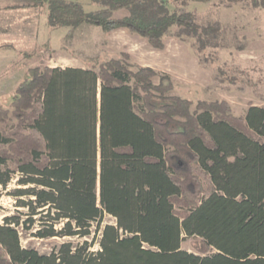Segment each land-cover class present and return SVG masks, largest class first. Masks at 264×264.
<instances>
[{"label": "trees", "instance_id": "16d2710c", "mask_svg": "<svg viewBox=\"0 0 264 264\" xmlns=\"http://www.w3.org/2000/svg\"><path fill=\"white\" fill-rule=\"evenodd\" d=\"M88 1L96 8L80 0L18 6H45L50 29L124 28L160 49L174 25L195 37L197 51L221 45L219 23L186 8L210 0H170L172 9L163 0ZM219 1L264 8V0ZM119 9L127 13L114 16ZM155 75L113 57L97 69L26 70L11 110L0 104V122L16 119L0 127V193L15 172L30 185L8 193L28 213L0 222V264H264V106L238 116L224 99H200L191 110L190 99L169 94V74L157 83ZM105 213L115 222L102 226L96 251L63 241L41 253L20 242V225L39 221V238L85 236ZM185 236L197 237L193 250L182 248Z\"/></svg>", "mask_w": 264, "mask_h": 264}, {"label": "rangeland", "instance_id": "374dc122", "mask_svg": "<svg viewBox=\"0 0 264 264\" xmlns=\"http://www.w3.org/2000/svg\"><path fill=\"white\" fill-rule=\"evenodd\" d=\"M80 1L87 11L96 8L88 0ZM163 1L170 9L174 7L170 0ZM23 2L0 0V8L5 5L22 7L18 5ZM186 8L194 11L201 23H219L221 31L216 40L220 46L197 51L195 37L186 33L177 34L178 27L174 25L163 36L164 47L160 49L152 47L145 37L124 28L104 31L99 26L83 24L71 30L64 27L50 29L46 23L43 24L46 21L45 6H32L27 8V12H23L25 9L18 10L16 30L19 33L12 40L13 47L0 49V67H8L17 61V65L25 70L23 75L18 73L22 78L30 66L81 65L97 69L100 62L113 57L122 60L131 70H136L137 66L153 68L157 72L152 78L154 83L158 82V73L169 74L174 84L169 94L190 99L191 110L195 109L200 99H224L232 113L238 116L245 114L249 104L264 106V8L253 7L247 1L226 6L219 0L205 3L189 1ZM122 13L116 12L115 15ZM26 15L27 19L33 18L35 37L32 39L20 36L21 29L29 25L25 21ZM4 20L0 19V23L4 24ZM11 95L0 96V104L9 110ZM15 123L16 119L9 113L0 122V127L8 131ZM9 167L14 168L11 164ZM20 177L15 172L8 187L1 190L0 222L5 215L27 217L28 209L16 206L19 198L8 194L15 188L30 186L19 184ZM175 209L179 207L175 206ZM114 222V217L105 213L100 227L92 221L91 232L85 236L39 238L33 235L38 227H42L39 221L33 222L29 228L20 225L18 231L22 246L33 247L41 253L51 252L63 241H71L74 245L87 242V250L96 251L99 249L102 226ZM196 239V236H185L182 248L193 250L192 243Z\"/></svg>", "mask_w": 264, "mask_h": 264}, {"label": "crops", "instance_id": "0c3cea01", "mask_svg": "<svg viewBox=\"0 0 264 264\" xmlns=\"http://www.w3.org/2000/svg\"><path fill=\"white\" fill-rule=\"evenodd\" d=\"M27 8H29V7H17V6H13V5H5V6L0 8V19L1 20L5 19L4 24H2V22L0 23V49H3V47H4L6 50V48H8V47H13L12 40L19 33L16 30L17 14L19 12L18 10L19 9H21V10L25 9L23 12H27L26 11ZM116 12H123V13L121 15H115ZM126 13H127V11L125 9H119V10H116L114 12V16H123ZM25 19H26L25 20L26 23H29V25H28L29 27L25 26L24 29H21L20 36H21V38L32 39L35 37V34L33 33V29H32L33 18L27 19V15H26ZM44 20H45V18H44ZM43 22H44L43 24L46 23V21H43ZM13 65H10L8 67L7 66H1L0 67V96L12 94L15 86L25 77V76H23L22 78H19V75L25 74L24 73L25 70H22V66L20 67L19 65H17V61ZM12 66H13V68H12ZM68 66H73V65H68ZM30 67H32V66H30ZM61 67H63V66H61ZM80 67H84V66L80 65ZM18 73H19V75H18Z\"/></svg>", "mask_w": 264, "mask_h": 264}]
</instances>
